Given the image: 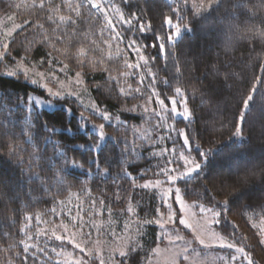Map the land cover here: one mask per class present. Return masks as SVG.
<instances>
[{"label": "trees", "instance_id": "16d2710c", "mask_svg": "<svg viewBox=\"0 0 264 264\" xmlns=\"http://www.w3.org/2000/svg\"><path fill=\"white\" fill-rule=\"evenodd\" d=\"M114 3L132 21L126 28V39L144 47L157 75L161 95L173 96L175 88L179 87L188 96L192 118L175 122L177 129L186 130L190 152L203 163L176 186L187 202L219 212L218 230L225 237L235 239L238 229L245 228L249 221H264V0H218L215 7L199 16L184 10L182 1L114 0ZM68 4L76 17L65 30L60 28L64 30L61 35L49 30L51 41L59 49L64 46L71 52L85 50L94 55L104 45L100 40L103 25L100 15L81 4H77L80 5L78 10L77 5ZM61 8L66 10L60 7L56 11ZM12 9L9 0H0V16L9 14ZM180 16L191 31L171 43L167 35H173L174 30L170 32L164 25V17H172L175 24ZM28 18L26 15L24 22L29 24ZM32 22V26H25L22 31L26 35L35 26L36 21ZM141 24L145 26L143 33ZM157 35L164 37L163 53ZM19 37L17 34L16 39ZM51 52L45 44L32 54L24 49L16 50L15 57L31 56L47 67ZM107 78L106 73L100 72L87 77L92 85L107 87L108 84L109 88ZM91 91L100 107L116 113L124 122L141 121L140 117L120 111L126 102L117 94L93 88ZM38 93L40 90L28 83L0 74V112L11 113L15 120L8 127L0 121V252L23 239L22 226L28 217L53 210L66 193H55V185L42 180L48 175L55 176V168L60 167L63 160L54 157L55 168L32 176L10 151L16 140L23 146L29 145L28 148L32 144L37 146L48 157L54 147L56 151L62 150L66 160L92 174L85 186L106 207L112 199L108 195L111 188L130 184L122 177L124 173L137 183L160 178L154 159L143 154L128 161L125 148L118 142L108 140L98 152L84 149L96 144L98 136L83 133L77 113L71 114L64 107L29 115L22 109H18V113L11 112L18 101ZM248 94L252 99L244 108L243 100ZM237 123L240 137L234 133ZM179 141L182 143L181 139ZM60 174L69 186L84 184L78 171L66 170ZM138 192L143 198L138 194L132 198L142 205L139 214L144 216L147 211L143 205H148L152 211L150 216L156 217L159 202L148 203L145 200L150 194L146 196L143 190ZM152 231L154 247L157 229L152 228ZM256 245L260 247L257 241ZM261 256L264 260L263 251ZM20 264L37 263L28 258V262L20 261Z\"/></svg>", "mask_w": 264, "mask_h": 264}, {"label": "rangeland", "instance_id": "374dc122", "mask_svg": "<svg viewBox=\"0 0 264 264\" xmlns=\"http://www.w3.org/2000/svg\"><path fill=\"white\" fill-rule=\"evenodd\" d=\"M170 1H182V4H185V0ZM9 2L13 6L12 11L0 16V53H5L3 58H0V74L23 81L40 90V93L18 101L16 106L11 108V112L18 113V109H22L29 115L64 107L71 114L77 113L81 131L98 136L96 144L86 146L84 149L90 148L98 152L108 140H111L125 148L128 161L144 156L143 154L148 155L156 161L155 166L160 176L150 181L161 183L156 188L142 189L138 185L149 180L137 183L124 173L122 177L127 178L130 184L111 188L108 195L112 199L106 207L92 190L85 186V183L91 180L92 174L66 160L62 150L56 151L54 147L52 155L48 157L33 144L28 148L29 145L23 146L17 140L14 141L10 150L12 155L19 164L25 166L26 171L31 172L32 176H39L40 173H46L47 169L55 168V163L52 162L54 157L63 160L62 165L55 168V176L48 175L42 177V180L51 182L52 186L55 185V193L60 191L66 193L53 210L27 218L22 226L23 239L9 249H2L0 264H20V261L26 263L28 258L37 264H77V261H84V264H100L101 260L104 264H247L242 255L250 258L254 264H264L261 256L264 244L260 243L264 240V221H249L245 228L238 229V237L227 238L218 230L219 225L212 222V213L201 212V207H207L187 202L181 191L182 205L175 202L174 192L165 197L166 202L161 200L162 193H166L169 187L178 188L176 183L189 178L203 163L190 152V145H183V137L177 135L179 129L175 121L179 119L190 121L192 115L185 118L182 114H172L170 100L173 98L177 100L178 111H183L184 107L191 113L192 110L184 90L183 96L177 95L175 91L173 96L167 98L161 95L157 75L151 68L152 61L145 54L143 46L126 39V28L131 26L127 21L131 20L119 10L114 0H95L106 10L103 12L94 10L87 0H44L43 9L39 8L40 0ZM68 2L92 8L100 15L103 24L100 40L104 45L94 55L85 50L71 52L64 46V49H59L51 41L49 30L55 35H61L76 17ZM34 3L36 7H33ZM187 3L189 6L182 7L192 12L190 7L192 0H187ZM196 3H203L205 7L211 4L207 10L198 15L194 14L196 16L208 12L218 4L217 0H196ZM60 7H66V10L61 8V11H56V8ZM26 15L29 17V24L26 23L28 21L24 22ZM50 16L52 19H49ZM62 16L65 17L64 21L60 20ZM121 16L125 21L123 23L120 20ZM109 19L112 25H109ZM32 20L36 21L35 26L26 35V32L22 31L25 26L34 24L30 23ZM61 27H64V30H61ZM180 27L179 36L174 37L171 43L191 31L187 23L180 24ZM17 34L20 36L18 39ZM4 44L8 45L7 50ZM45 44L52 49L47 67L42 66V61L39 63L34 61L31 56L23 59L15 57L16 50L24 49L26 53L32 54L37 47ZM141 56L148 59L146 66L140 59ZM129 64L139 67L129 68ZM98 72L106 73L107 79L110 80L109 88L108 84L107 87H98L88 82L87 77ZM77 73H80L79 77ZM48 88L53 92H61L62 95L52 96L47 91ZM92 88L98 92L107 90L120 96L126 102L120 111L140 117L141 121L124 122L116 113L110 112L106 107H100L91 93ZM160 99L164 100L163 106L157 103ZM94 105L100 111L108 112L110 119H103L93 108ZM157 113H160L159 118ZM0 121L8 127L14 124L15 120L11 113L5 111L0 112ZM101 123L104 132L102 136L99 129ZM27 143H30V138H27ZM161 152L163 155L157 154ZM180 152L190 154L199 164V168L181 175L186 171L182 163H168L169 160L177 161ZM162 168L175 169L170 173L178 176L174 183L170 182L166 175L161 174ZM66 170L78 171L79 178L84 184L69 186L60 174ZM141 190L145 191L146 196L147 193L150 194L145 201L148 203L153 201L154 204L159 202L156 217L150 216L152 211L148 205H143L146 214L144 216L139 214V207L142 205L132 197L138 194L143 198L138 192ZM168 203L172 204L171 208L167 207ZM130 208L131 212L128 211ZM180 219H184L186 224H180ZM160 225H163V228ZM152 228L157 229V244L154 247ZM213 234L227 238L225 242L234 243L235 247L233 249L217 247L220 241L214 239ZM56 236H60L61 240H56ZM200 240H204L205 245L209 247L202 245ZM256 241L260 247L256 245ZM26 246L29 249L27 253L24 251ZM239 247L245 248L244 254L235 251V248ZM133 248L135 251H130ZM120 250L129 251V255L126 258L120 257ZM233 256L237 257L235 261L232 260Z\"/></svg>", "mask_w": 264, "mask_h": 264}, {"label": "snow or ice", "instance_id": "6c2138e0", "mask_svg": "<svg viewBox=\"0 0 264 264\" xmlns=\"http://www.w3.org/2000/svg\"><path fill=\"white\" fill-rule=\"evenodd\" d=\"M87 2L90 4V6L94 10L101 11V12L106 11L104 8L101 7V4L96 3L95 0H87ZM217 2H218V0H217ZM44 6H45L44 5V0H40L39 8L43 9ZM187 6H189V4L187 3V0H185L184 7H187ZM33 7H36L35 3L33 4ZM69 7H71V5H69ZM79 7H80V5H77V10L79 9ZM190 7H191V10H192L193 14H197L198 15L202 11H205L208 8H210L211 4H209L207 7H205V5L203 3H199L198 4V3H196V0H192V3L190 4ZM49 19H52V17L50 16ZM106 19H107V17H106ZM60 20L64 21L65 17H63V16L60 17ZM120 20H121L122 23L125 22L124 19H123V16L120 17ZM108 23H109V25H112V21L110 19L108 20ZM127 23H131V21H127ZM182 23H183V20H182L181 17H179V20H178L177 24H173L172 17H164V25L169 29L170 32H173V30H174L173 35H167V39H168L169 42L174 41V37L176 38L177 36H179V34L181 32L180 24H182ZM149 27H150V25H149ZM185 27H186V25H185ZM113 30L115 31L114 26H113ZM140 31L142 33L145 32V26L143 24L140 25ZM157 39L160 41V45L159 46H160L161 52L163 53L165 51L164 43H163L164 37L160 36V35H157ZM4 48H5V50H7L8 45L4 44ZM4 55H5V53H0V58H3ZM140 59L144 61L145 66L149 62L148 59H146L144 56H141ZM128 67L129 68H134V67H139V65L129 64ZM212 70L215 71L216 69H212ZM179 71H180V69L177 68V72H179ZM40 75L43 76V73H41ZM77 76L79 77L80 73H77ZM34 82H38V81H34ZM257 82H259V80ZM77 83H79V80L77 81ZM47 91L52 96H61L62 95L61 92H53L51 88H48ZM121 91H123V89H121ZM137 91H139V89H137ZM175 93L177 95L183 96L182 90L179 87L175 88ZM251 99H252V95L248 94L247 97L243 100L244 108H247L248 102ZM157 103L160 104L161 106H163L164 105V100H162V99L157 100ZM177 103H178L177 100L174 99V98L170 100L171 113L172 114H182L185 118H190L192 113L188 110V108L184 107L183 111H178L177 110ZM93 108L103 117V119H105V120L110 119V116H109L108 112L100 111L95 105L93 106ZM157 117L158 118L160 117V113H157ZM241 119H242V117H241ZM99 129H100V134L102 136L104 134V132H103V123H101L99 125ZM172 130L175 131L174 128ZM185 132H186V130L179 129L177 135L183 137V145L189 146L190 145V140H189L188 136L185 135ZM234 133L236 135H240L241 129H240V124L239 123H237ZM174 152H175V150L173 149V153ZM157 154L158 155H163V152L157 153ZM174 162L175 163H182V165L185 167L186 171L184 173H182L181 175H183L185 173H191L195 169L199 168V164L196 162V160L190 154L186 155L184 152H180L179 153V158H178L177 161H172V160L168 161L169 164L174 163ZM173 171H175V169L162 168L161 169V174L166 175L168 177V180L170 182L174 183L178 176L171 175L170 173L173 172ZM160 183H161L160 181H156L155 183H153L152 181L149 180V181H147V182H145L143 184L138 185V187H140L142 189H148L150 187L151 188H156V187L159 186ZM173 192L175 194V202L182 205L183 201H182L181 196H180V189L179 188L173 189L172 187H169L166 193H162L161 194V200L165 201V197L168 196L169 194H172ZM167 207L171 208L172 204L168 203ZM128 211L131 212L132 209L130 208ZM201 212L202 213H212V222L214 224H216V225H219L221 223V221L219 219L220 213L219 212H215L214 208H212V207H208V208L201 207ZM179 223L180 224H186V221L184 219H180ZM160 227L163 228V225H160ZM253 227H257V226L253 225ZM213 237H214V239H217V240L220 241V243L217 244V247H219L221 249H224V248L233 249L235 247L234 243L225 242L226 239H227L225 237L216 236L215 234H213ZM177 238L178 239H182V237H177ZM55 239L56 240H61V237L60 236H56ZM200 243L202 245H205L204 240H200ZM260 243L264 244V240H261ZM76 247H79V245H76ZM205 247H209V245H205ZM28 250L29 249L26 246L24 248V251L27 253ZM81 251H83V249H81ZM130 251H135V249L134 248L130 249ZM235 251L238 252V253L244 254L245 253V248H243V247L235 248ZM128 255H129V251H124V250H120L119 251V256L122 257V258H126ZM185 258L187 259V257H185ZM242 258L247 260V264H254V262L250 258H248L247 256H243L242 255ZM236 259H237L236 256L232 257L233 261H235ZM77 264H84V261H77ZM100 264H104V261L101 260Z\"/></svg>", "mask_w": 264, "mask_h": 264}]
</instances>
